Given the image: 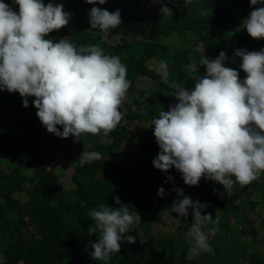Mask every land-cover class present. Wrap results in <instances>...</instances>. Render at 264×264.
Instances as JSON below:
<instances>
[{
    "label": "trees",
    "instance_id": "16d2710c",
    "mask_svg": "<svg viewBox=\"0 0 264 264\" xmlns=\"http://www.w3.org/2000/svg\"><path fill=\"white\" fill-rule=\"evenodd\" d=\"M4 2L18 11L12 0ZM43 2L62 3L71 17L67 26L53 31L46 39L54 42L67 39L77 46L95 44L105 54L119 56L128 69L127 78L131 81L128 91L137 94L136 98L150 110L165 106L163 111H168L178 103L175 89L164 84L159 72L148 65L152 58L159 64L167 63L169 82L191 88L194 81L184 66L193 61L198 64L202 54L215 59L225 51L228 57L225 67L239 71L243 80L246 73L240 69L239 62H234L242 61L234 56L235 51L264 49V39H253L243 27L244 19L259 6L251 5L250 0H193L188 8L184 0H106L103 5L88 4L86 0ZM162 4L172 9V17L163 16ZM93 6L109 12L118 9L122 24L107 36L91 29L89 12ZM202 10H207L209 15L203 16ZM199 43L202 48L198 47ZM198 71L200 75L206 74L204 66ZM140 76L149 78L148 89L135 84ZM22 99L18 92L0 91V257L3 264H264L262 254L253 252L244 243L245 233L235 234L226 224L228 215H223L236 206L233 195L239 201L251 189L264 194V175L245 187L235 184L238 193L230 197L226 193L220 195L224 192L222 185L204 178L199 186H181L178 170L165 173L154 168L152 161L160 151L155 137L140 133L141 130L130 134L127 126L119 125L106 136L105 142L91 134L74 142L71 136L60 138L47 131L36 115L37 109L32 103L35 97L28 98V107L23 106ZM121 111L127 122L141 117L128 104L121 106ZM9 112L12 118L7 121ZM154 118H159L158 113L148 117ZM135 147L137 151H133ZM84 150L99 152L103 159L81 167L79 156ZM23 152L30 156L28 166L36 173L24 172ZM54 154H62L66 160L57 169L60 174L55 173L52 165H46L52 163L49 160ZM137 157L149 166L146 171L133 166V159ZM67 166L74 168L73 186L61 190L56 181ZM168 176L173 179L169 181ZM161 187L165 190L163 198L157 195ZM173 188H182L193 201L207 204L202 214L213 215V220L219 217V231L209 237L213 252L196 257L190 254L185 237L192 223V210L189 209L187 218L174 212L170 214L173 202L182 199ZM23 191L28 192V200L22 201L15 195ZM117 196L135 216L133 229L127 234L135 236L136 242L122 241L120 253L107 262L95 261L89 254L93 249L88 245L90 241L96 242L98 236L88 234L92 223L88 213L100 204L116 207ZM263 203L264 197L263 202L255 198L246 206L252 208ZM241 209L240 216L246 219L247 209ZM238 210L231 212L236 218ZM218 212H222L223 218ZM169 219L178 223L177 237L170 234L162 237L158 254L152 244V228L155 223L162 224ZM233 254L240 258L232 259Z\"/></svg>",
    "mask_w": 264,
    "mask_h": 264
},
{
    "label": "clouds",
    "instance_id": "9594fccd",
    "mask_svg": "<svg viewBox=\"0 0 264 264\" xmlns=\"http://www.w3.org/2000/svg\"><path fill=\"white\" fill-rule=\"evenodd\" d=\"M192 2L184 0L185 7ZM12 3L18 11L0 0V91L18 92L24 107L29 106V97H35L36 115L47 131L60 138L71 136L74 142L87 134L106 137L123 120L126 124L121 105L131 81L119 56L107 55L95 44L77 46L67 39H46L70 21L62 3ZM86 3L103 5L106 0ZM250 4L259 6L244 19L243 27L253 39H264V0H250ZM160 11L163 16L173 15L166 4ZM201 14L207 17L209 12L202 10ZM89 23L91 29L107 36L122 24L121 13L93 6ZM234 56L242 60L243 80L239 71L224 66L228 57L221 51L215 59L202 54L198 64L193 61L184 66L194 81L191 88L169 82L168 65L161 61L156 71L164 84L175 89L178 103L168 111L161 110L150 124L160 149L152 161L154 168L167 173L174 167L188 186H199L202 178L219 183L224 188L220 195L229 197L235 184L245 187L264 175V49L240 48ZM200 66L206 74L200 75ZM102 159L101 153L84 150L79 163L83 167ZM173 191L182 199L173 202L170 214L187 218L192 210L185 237L190 254L196 257L213 252L209 237L219 231V217L213 220V215L202 214L208 205L193 201L182 188ZM157 195L163 198L164 188H159ZM114 199L116 207L100 204L88 213L92 220L88 234L98 236L88 245L95 261L107 262L120 253L122 241L136 242L135 236L127 234L133 229L135 216L118 196Z\"/></svg>",
    "mask_w": 264,
    "mask_h": 264
},
{
    "label": "rangeland",
    "instance_id": "374dc122",
    "mask_svg": "<svg viewBox=\"0 0 264 264\" xmlns=\"http://www.w3.org/2000/svg\"><path fill=\"white\" fill-rule=\"evenodd\" d=\"M54 1H59V0H54ZM199 48H202V44H198ZM236 64L239 62V64L242 63V61H238L235 60L234 61ZM148 65L152 68H154V70H159V65L157 63L156 60H154V58H152L151 60L148 61ZM224 66L225 63H224ZM148 83H149V78L141 76L137 79V81L135 82V84H137V86L141 89H148ZM135 93L133 92H128L126 99L124 100L123 104L121 105L122 107H125L126 104L129 105V107L131 108V110L133 111H138V113L141 114V117L139 118H135L133 120H129L128 122L123 120L122 123L120 124L121 126L126 125L127 129L129 130L130 134H133L135 131L137 130H141L140 133L143 134H147L150 137H154L153 132H154V126L150 125L151 124V119H148V117L151 114H155V113H159L161 110H163L165 108V106L163 107H158L156 106L155 108H153V110H150L146 104H144L142 101L138 100L136 98ZM12 118V113L9 112L7 114V121H9V119ZM138 137V136H137ZM107 137H102V136H98V140L105 142L107 141ZM133 151H137V148H133ZM23 156L25 158V162H23V169L24 172L27 174H34L37 171L34 170L33 168L28 166V160H29V155L27 154V152H23ZM108 158V157H107ZM135 162L133 164L134 167H138L141 168L142 170L147 169V166L144 162H142L141 159H139V157H137L136 159H133ZM49 161H52V163H43L44 165L46 164L47 166L52 165V168H54V171L56 174H58V167L60 166H64L66 163V160H64L63 155L62 154H54ZM149 167V166H148ZM171 170H176L174 167ZM74 172V168L67 166L66 168H63V174L62 176H60L58 178V180L56 181V184L58 185V187L61 190L64 189H69L71 188L73 185L71 183V178H72V174ZM179 172V171H178ZM60 174V173H59ZM263 176V175H262ZM262 176L260 178H262ZM163 177V176H162ZM177 180L179 182V184L181 186H188L184 183L183 179H182V174L179 172ZM233 193H238L234 188H233ZM17 197H19L22 201L28 200L29 195L27 191H23L20 193H16L15 194ZM235 195H233V199L236 203V206H234V208L232 210H230L228 213L223 214L224 216L228 215V220L226 222V224L229 226V229H231L233 232H235V234L240 235V233H245L244 234V243L247 244V246H251V250L253 252L262 254L263 258H264V203L261 204H256L255 207H250V206H246L248 205L251 201H254L255 198H257V200L262 201L263 202V197L264 194L257 192L253 189L249 190L246 194H243L241 196V199L238 201V198L235 197ZM257 196V197H256ZM241 207L244 208L246 207L247 209V218H243L240 216L241 214ZM239 209L236 213L239 214V217H235L234 213L231 214V212L235 211ZM222 212H218V214H221ZM223 215L221 214V218H223ZM178 223L174 222L172 219L169 220H163L162 224L159 223H155L153 225L152 228V234H153V238H152V244L154 247V250L157 251V253H161V247H160V243L162 240V237H166V235L170 236L173 235L174 237L176 235V230L175 228L177 227ZM254 230V232H256V234H254V232H250L249 230ZM170 234V235H169ZM253 235H255L256 238H253ZM243 253V252H241ZM248 253L247 252V257H248ZM234 256H232L233 258H240L238 257L237 254H233ZM229 259L231 260V258L229 257Z\"/></svg>",
    "mask_w": 264,
    "mask_h": 264
}]
</instances>
